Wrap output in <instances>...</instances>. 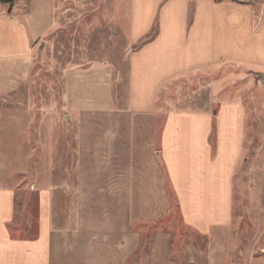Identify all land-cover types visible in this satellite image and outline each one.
I'll return each mask as SVG.
<instances>
[{
  "label": "crops",
  "instance_id": "obj_1",
  "mask_svg": "<svg viewBox=\"0 0 264 264\" xmlns=\"http://www.w3.org/2000/svg\"><path fill=\"white\" fill-rule=\"evenodd\" d=\"M8 1L0 110L35 122L24 148L32 175L0 187V264H230L187 242L177 258L171 234L152 227L177 214L210 239L231 224L243 106L211 97L204 109H175L184 97L172 94L224 65L264 72V0H99L97 14L67 2L87 10L82 25H107L108 39L125 42L126 76L122 85L105 59L69 67L60 107L32 95V69L68 17L57 0Z\"/></svg>",
  "mask_w": 264,
  "mask_h": 264
},
{
  "label": "rangeland",
  "instance_id": "obj_2",
  "mask_svg": "<svg viewBox=\"0 0 264 264\" xmlns=\"http://www.w3.org/2000/svg\"><path fill=\"white\" fill-rule=\"evenodd\" d=\"M71 1L57 0L58 11L68 17V23L48 38L32 69V95L43 97L46 104L51 97H57L59 107L63 72L69 67L105 59L115 62L122 85L126 76L125 42L108 39L107 25H82L80 17L87 10L65 9ZM74 1L91 2L89 11L100 12L99 0ZM101 12L107 13L106 10ZM198 79L179 84L178 89L173 90V100H178V93L179 97H184V102L175 101L171 107L204 109L210 106L212 97L217 101L237 100L244 109L243 153L232 184V221L210 239L198 237L182 227L177 214L157 223L152 230L171 234L177 248L174 256L180 259L182 245L187 242L193 243L203 256L227 258L230 264H264V72L224 65ZM34 112H39L38 108ZM34 122L25 121L17 112L0 110V187H16L20 178L32 175L33 154H25L24 148H33ZM25 125L30 128L28 144L23 138ZM27 159L30 167L24 168ZM150 236V233L144 235L145 250Z\"/></svg>",
  "mask_w": 264,
  "mask_h": 264
},
{
  "label": "trees",
  "instance_id": "obj_3",
  "mask_svg": "<svg viewBox=\"0 0 264 264\" xmlns=\"http://www.w3.org/2000/svg\"><path fill=\"white\" fill-rule=\"evenodd\" d=\"M14 0H9L8 3H12Z\"/></svg>",
  "mask_w": 264,
  "mask_h": 264
}]
</instances>
